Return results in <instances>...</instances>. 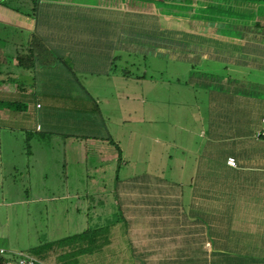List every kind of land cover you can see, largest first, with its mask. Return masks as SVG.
Segmentation results:
<instances>
[{"label":"crops","instance_id":"1","mask_svg":"<svg viewBox=\"0 0 264 264\" xmlns=\"http://www.w3.org/2000/svg\"><path fill=\"white\" fill-rule=\"evenodd\" d=\"M239 1L211 0L210 20L193 26L171 0H0V205L55 203L36 215L68 218L36 239L38 255L13 253L40 264H264V5L254 27ZM172 17L192 43L171 37ZM181 50L219 68L189 63L166 77ZM75 140L85 188L107 205L91 206L87 191L83 207L66 205L79 194L28 197L69 171Z\"/></svg>","mask_w":264,"mask_h":264},{"label":"rangeland","instance_id":"2","mask_svg":"<svg viewBox=\"0 0 264 264\" xmlns=\"http://www.w3.org/2000/svg\"><path fill=\"white\" fill-rule=\"evenodd\" d=\"M172 1V0H171ZM180 3V8L181 10H176L175 12H178L180 14H184V10L186 9L187 6V1L186 0H174L171 2L172 4H177L179 5ZM198 2H194V4H197ZM186 4V5H185ZM174 5V6H175ZM173 23L171 25V37H173V35H175L176 33L180 34V37H186V40H188V42L192 43V37H195L196 33L194 32H183L184 31V27L183 23H176L178 22V20H176L177 18H173ZM188 24L190 25H200V22L196 23V20H191V18H187L186 21ZM176 24V25H174ZM181 24V25H180ZM205 26H208L209 24L207 23H203ZM264 24L262 23V26ZM182 27L181 29H178L179 27ZM209 28V27H208ZM176 31V33H175ZM199 36H205L207 37V40H203V41H209V34L207 33V31H203V35L198 34ZM253 36V33L251 34ZM257 36H259V33L255 34ZM155 38L158 37V35H154ZM151 39L153 40V38L151 37ZM150 39V40H151ZM173 39V38H172ZM198 41V40H197ZM199 43V42H198ZM193 45V44H192ZM191 48V47H190ZM189 49V47H188ZM171 55L174 54V52L171 50ZM171 55H168V57H171ZM173 57V56H172ZM171 57V58H172ZM134 59L136 58V56L133 57ZM138 59V58H137ZM175 61L167 64L169 65L167 67L166 72H164V75L166 77L172 76L173 74H176L179 77H184L186 76V74H189L190 68L188 69V64L192 63V66H194L195 63V57L190 54H185L184 50H181V54H177V56H174ZM188 60L185 63H187L186 65L183 63V60ZM143 61L139 58V60L135 63V65L138 64L139 69L141 70V66H142ZM160 64L161 61H160ZM171 66V67H170ZM184 66L187 67V72L184 73ZM195 67V66H194ZM219 68V66L212 65L210 62L209 63H205L202 65H197L195 67V69H200L203 68V70H210V68ZM131 71H134L131 69ZM248 74V72H246ZM251 76H257V78H263L262 77V73L258 72V71H254L251 70L250 74ZM74 154H69L68 157H66L65 160V164L69 165V171H67L68 169L65 170H61L60 174L58 173V176H50L51 174L49 173L48 175V181H51V186H53V182H55V184H57L58 188H51V186H48L47 188H27L28 191L26 192L28 197H33V196H38V195H61V194H65V195H70L72 197V195H78L81 197L79 200L78 199H70L66 205L72 203V205H78L79 207H83V206H87V203H85L84 201L86 200V195L85 192L87 191V193H89L92 198L89 199L90 205L91 206H96L99 207L100 206H106L107 205V201H109L110 199H105L107 201L104 200V197L100 199V197L102 196V192L98 193L95 192L93 193V190H95L96 188H85L86 187V180L83 176V172H82V147L81 144L78 142V140H75V144H74ZM37 180V178H36ZM85 182V183H84ZM91 187V186H90ZM112 189V188H107ZM25 192V191H24ZM23 192V193H24ZM92 192V193H91ZM24 195V194H23ZM109 193L105 196H108ZM101 201V203H100ZM65 204L66 201H63ZM56 204L54 203L53 206H55ZM65 205V206H66ZM53 206H48L45 204H40V205H28L26 207V209H22L19 212V206L18 205H11L9 207L7 206H2L0 205V227L5 228L6 236L9 238L8 241L6 239L7 242L4 243V247L6 250H8L9 252H24V253H28V254H32V250L30 249L31 246H35L36 239L39 238L41 235L42 236H46L47 238L50 236L52 237V234L50 232V229L52 227H64L63 223L68 222V218L67 220L62 219V216H56V218L52 219H48V217H46L45 215H42L40 217H38V215H36V213H38L37 211L41 210L42 213V208H45L47 210H44V212L49 213V216L52 212L56 211L53 209ZM40 208V209H39ZM25 212V215H23V212ZM32 214V218L29 217L28 215ZM70 214H72V210H70ZM72 216V215H71ZM73 217H75L73 215ZM81 218V217H80ZM79 219V218H78ZM77 219V220H78ZM57 224V225H56ZM48 228V231L45 228ZM0 234H3L5 236V233L0 231ZM44 243V242H43Z\"/></svg>","mask_w":264,"mask_h":264},{"label":"trees","instance_id":"3","mask_svg":"<svg viewBox=\"0 0 264 264\" xmlns=\"http://www.w3.org/2000/svg\"><path fill=\"white\" fill-rule=\"evenodd\" d=\"M172 1H174V0H172ZM186 1H187L186 9H187V11L190 10V12H189L190 18H192V19L197 18L198 20H202L204 22L210 20V14L209 13H210L212 5H213L211 0H186ZM196 1L198 3L194 4V2H196ZM239 2L242 5H241V7H239L238 10L243 11L242 13H244V14L250 12V14L248 16L242 15L243 18L246 21H249L250 24H253L254 27H261L259 22H253V21L256 18L255 9H256L257 5H260V4L264 5V0H240ZM174 5L175 4H172V6H174ZM176 6H180V3H179V5L176 4L175 7ZM242 13H236V14L239 16ZM86 233L87 234H94L95 231L92 230V231H90V232L88 231ZM31 250H32V255H38L43 250V246L32 248Z\"/></svg>","mask_w":264,"mask_h":264},{"label":"built area","instance_id":"4","mask_svg":"<svg viewBox=\"0 0 264 264\" xmlns=\"http://www.w3.org/2000/svg\"><path fill=\"white\" fill-rule=\"evenodd\" d=\"M259 137H264V129L258 133ZM229 166H235L233 158L227 159ZM0 264H40V262L33 256L23 253L9 252L3 247H0Z\"/></svg>","mask_w":264,"mask_h":264}]
</instances>
